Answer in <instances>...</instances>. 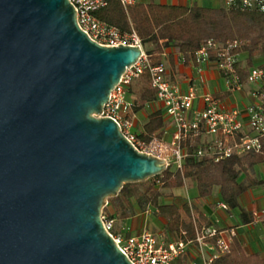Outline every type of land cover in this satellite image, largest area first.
Returning <instances> with one entry per match:
<instances>
[{"label":"water","instance_id":"obj_1","mask_svg":"<svg viewBox=\"0 0 264 264\" xmlns=\"http://www.w3.org/2000/svg\"><path fill=\"white\" fill-rule=\"evenodd\" d=\"M141 54L90 40L69 0H0V264H133L102 209L168 165L101 112Z\"/></svg>","mask_w":264,"mask_h":264},{"label":"trees","instance_id":"obj_2","mask_svg":"<svg viewBox=\"0 0 264 264\" xmlns=\"http://www.w3.org/2000/svg\"><path fill=\"white\" fill-rule=\"evenodd\" d=\"M95 14L101 21L121 31L134 29L150 64L162 63L165 50L173 47L177 49L184 64L194 62L196 51L211 41L217 44L216 49L210 50L212 63L219 49L239 57V61L232 66L242 85L248 84L251 67L264 65V11L226 6L187 7L138 2L125 9L119 0H107V5ZM218 71L222 78L228 77V73ZM127 92L132 101V114L146 109L155 100V90L151 87L147 69L131 78ZM232 92L225 89L213 95L224 99ZM164 125L162 110L152 109L148 111L141 130L136 134L137 138L150 142L154 136H160ZM198 139L188 137L183 141L187 154L181 169L170 164L162 173L145 181L124 183L115 197L107 199L101 214L114 222L117 218L123 220L152 207L157 216L165 219L162 233L166 241L193 240L196 228L212 226L214 223L190 201L180 205L174 201H161L164 196L162 189H179L189 181L196 187V198L211 196L217 189L218 200L225 203L228 210H237L241 224L252 222L254 213L240 208L237 199L249 189L264 188V177L255 172V167L264 163V138L261 152H248L220 161L196 156L194 151ZM260 219L264 222V214ZM112 231L117 233V227L113 226ZM215 240L211 238L206 241L215 243ZM192 261L190 250H187L175 264H190ZM208 264H264V253H248L237 238L231 237L228 251Z\"/></svg>","mask_w":264,"mask_h":264},{"label":"built area","instance_id":"obj_3","mask_svg":"<svg viewBox=\"0 0 264 264\" xmlns=\"http://www.w3.org/2000/svg\"><path fill=\"white\" fill-rule=\"evenodd\" d=\"M69 1L76 10L78 27L90 40L103 46L138 45L142 49L138 61L125 69L119 82L110 91L101 112V116L110 117L117 122L122 134L136 150L164 158L167 165L171 164L176 169H181L187 154L183 141L188 137H199L194 151L196 156L209 157L214 161L248 152H261L264 138V65L249 69L248 84H253V87L248 92V102L241 107H223L221 99L212 93H198L194 85L182 90L177 84L170 82L163 63L150 64L134 29L121 31L118 27L101 21L95 12L105 7L107 0ZM119 2L126 9L136 3V0ZM225 6L264 11V0H225ZM216 48V43L208 41L196 51L193 63L198 69L204 65H215L218 70L228 73V77L223 78L226 89L242 90L244 85L238 82L232 66L239 61V57L228 55L219 49L216 60L212 63L210 50ZM145 69L149 72L151 87L155 90L154 101L161 106L165 122L160 136H154L150 142L137 138L139 131L134 130L136 114L131 113L132 101L127 92L131 78ZM217 205L228 210L223 202L219 201ZM101 219L105 230L133 264H175L192 247L198 249L201 264H208L229 249L230 241L215 225L196 228L193 240L165 241L148 229L137 234L113 233V221L102 214ZM211 238H216L215 243L206 241ZM190 264L197 263L192 261Z\"/></svg>","mask_w":264,"mask_h":264},{"label":"crops","instance_id":"obj_4","mask_svg":"<svg viewBox=\"0 0 264 264\" xmlns=\"http://www.w3.org/2000/svg\"><path fill=\"white\" fill-rule=\"evenodd\" d=\"M136 2L142 4L154 3L158 5H176L187 7L193 5L205 7L225 6V0H136ZM162 63L166 68L167 79L170 82L177 84L182 90H186L189 85H194L198 93L209 92L213 94L226 89V85L224 88L219 85L220 79L223 81L224 79L220 76V73L215 65H204L198 69L199 67L191 61L184 64L180 54L174 47L167 48L165 50ZM252 87L253 84H246L243 86L242 90H240L241 96L244 99L241 106L247 103L248 92ZM233 92L230 96L221 99L223 107L239 106V103L233 96ZM146 108H149V110L144 109L136 113L134 120V130L136 131L141 130L148 111L157 108L162 110L161 106L155 101L150 103ZM211 196L196 198L195 205L198 207L199 212L211 220L218 229H221L229 241L231 240V237H235L248 253L259 252L263 255L264 222L260 219V216L264 214V188L249 189L238 197L237 200L239 207L251 211L255 215L252 222L245 224H241L239 222L237 210L221 209L217 205L219 202L218 196L215 195L214 198H211ZM184 201L185 200L180 197H174V203L178 205L182 204ZM200 203L202 204L200 205ZM150 214L155 217V222L159 228L151 225L148 219ZM120 221L122 223V229H117V233L123 232L125 234H137L143 229H148L158 238H161V232L165 223V219L157 216L154 208L151 209V207H148L144 212L137 213ZM160 227H162V229H160ZM189 250L193 257V261L197 264H201L198 249L192 247Z\"/></svg>","mask_w":264,"mask_h":264},{"label":"rangeland","instance_id":"obj_5","mask_svg":"<svg viewBox=\"0 0 264 264\" xmlns=\"http://www.w3.org/2000/svg\"><path fill=\"white\" fill-rule=\"evenodd\" d=\"M219 82H220L219 85L224 88L225 82L222 79H220ZM233 94H234L233 96H234L235 100L239 103L238 107H241V103L244 101V99L242 98L240 91H234ZM246 102H248V100ZM145 110H149V108H146ZM140 114H142V113H140ZM255 172L259 176L264 177V163L257 165L255 167ZM162 192L164 193V196L161 198V201L164 203L174 201V197H180L185 201H190L193 206L195 205L197 191H196V187L194 186V184L192 182L186 181V184H184V186L182 188L175 189V190L174 189L173 190L162 189ZM215 195H217V189L214 190L211 198H214ZM208 200H209V198H208ZM201 204L202 203H200V205ZM151 209H153V208L151 207ZM148 219H149L151 225L155 226L156 228H159V226L155 222L156 221L155 217L152 214L149 215ZM114 224H115L114 226H116L117 229H119V230L122 229V227H121L122 223L118 218L116 219V221H114ZM160 229H162V227H160ZM161 238L165 240L162 232H161Z\"/></svg>","mask_w":264,"mask_h":264}]
</instances>
